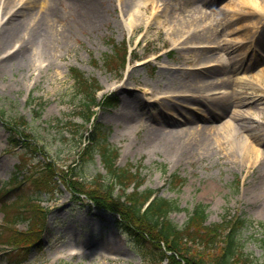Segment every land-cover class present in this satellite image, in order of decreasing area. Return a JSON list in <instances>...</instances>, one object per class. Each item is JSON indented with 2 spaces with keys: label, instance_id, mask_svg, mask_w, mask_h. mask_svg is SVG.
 <instances>
[{
  "label": "rangeland",
  "instance_id": "obj_1",
  "mask_svg": "<svg viewBox=\"0 0 264 264\" xmlns=\"http://www.w3.org/2000/svg\"><path fill=\"white\" fill-rule=\"evenodd\" d=\"M42 1L39 0L37 7L41 6ZM58 1L61 11L67 14L66 23L69 24L71 33L60 40H52L46 51H42L36 44L29 46L25 61L14 68L0 71V186L9 180L21 159L27 164L24 170L48 156L56 158L60 164L67 165L69 162L74 151L71 149L70 139H63L62 136L71 137L70 126L63 123L54 125V120L57 117L66 118L65 114L72 113L75 105L80 102V95L75 92L77 85L70 71L71 67H77L101 85L99 96L112 94L118 100L115 107L96 108L97 119L109 127L108 140L120 150L119 163L142 165L144 183L141 189L158 188L159 196L177 201L180 208L170 216L180 226L187 221L197 202L208 204V221H219L226 211L235 215L241 212L251 221L243 226L240 233L244 250L263 260L261 237L264 231L260 224L264 223V161L254 162L251 154L245 156L235 146L221 148L218 143L194 151L190 158H179L168 151L163 143H158L153 134L158 125L167 129H191L192 125L201 128L207 122L220 129L226 120L234 119L231 115L223 114L222 105L218 102L217 119L191 123L183 120L179 111L167 107L164 109L165 102L161 101L176 103L186 113L201 117L210 114L214 107L211 106L212 97L225 101L223 96L232 95L233 92L235 96L240 94L242 97L258 94L264 89V82L257 81L261 69H264V30L261 35L256 33L249 42L247 38L243 47L235 51L225 49L221 46L222 43L218 46L215 41L234 37L241 39L238 26L247 21L244 18L236 20L226 29L218 26L215 41L187 39L189 30L194 27L190 20L200 11L208 16L203 23L217 22L222 16V8L239 0H216L215 5L201 0H174L171 7L166 2L164 9L159 0V17L149 24L147 18L155 3L150 4L146 0ZM7 16L0 9V24ZM133 21L139 23L135 26V31H132ZM63 26L64 24L58 29ZM144 32L142 43L138 45L136 52L140 55L149 52L147 56L153 58L151 64L136 66L135 61H132L128 63L124 75L121 71L109 70L105 66L103 58L107 53L115 54V44L124 41L131 43V40ZM20 44V41H16L2 55L15 51ZM202 45L209 46L201 47ZM155 56L157 57L154 58ZM243 56L244 65L248 68L233 71L234 62ZM224 59L232 64L226 69L220 65ZM207 65L215 68V73L207 76V79L213 80L210 85L198 89L185 82L189 71L186 68L193 70ZM148 88L154 89V93L145 90ZM236 89L240 92L238 95ZM182 90H186L188 95L199 94L203 99L182 101L183 97L178 95ZM173 91H176L180 99L159 98L162 95H173ZM31 97L34 103L29 104ZM37 105L41 110V116L38 117L33 113L34 109H31L32 106L37 108ZM236 105L232 104V109L249 111L246 120L254 131L264 130V103H255L252 107ZM20 115H25L29 120L27 130L45 148L46 155L25 147L19 149L9 146L10 132L5 120ZM166 115L176 118L177 122L164 121ZM237 122L240 124L242 120ZM239 132L236 131L238 134ZM262 150L264 151V143ZM80 170L87 178H92L98 170L105 171L99 157L96 162L84 164ZM172 173L185 178L182 186L174 187L169 179ZM25 187L26 191L23 190V193L29 192L28 184ZM14 198L15 195L9 196L10 200ZM42 201L49 208L47 225L41 244L30 249L28 262L141 263L145 247L116 226V217L112 212L93 207L86 198L79 200L64 184L54 198L43 194ZM2 220L3 212L0 209V223ZM27 225L26 220L18 223L20 228H26ZM0 264H13L10 254L5 255L0 250Z\"/></svg>",
  "mask_w": 264,
  "mask_h": 264
},
{
  "label": "trees",
  "instance_id": "obj_2",
  "mask_svg": "<svg viewBox=\"0 0 264 264\" xmlns=\"http://www.w3.org/2000/svg\"><path fill=\"white\" fill-rule=\"evenodd\" d=\"M121 58L123 59V56ZM75 75L81 87L78 92L83 94V100L79 109L76 110V115L84 122H89L92 115L91 106L96 102L94 87L88 89L90 82L83 78L81 73ZM115 102L116 100L110 96L103 100L102 104L104 107L112 106ZM66 122L71 123L72 120ZM16 123L17 120L9 124L10 129L23 136H29L19 125V128L15 127ZM84 125V123L77 125L73 130L74 149L75 146L80 147L82 143L84 135L81 133V126ZM106 140L107 127L100 122L94 123L89 142L80 153L79 163L93 159L95 153L100 152L107 168L106 174L100 172L92 180H87L79 176L77 166H72L71 172L67 173L64 168L58 166L54 159L43 163L42 168L37 172L29 174L27 180L33 191L24 194L25 208L21 209V206H18L16 215L25 213L31 225L26 233L18 236L20 237L19 247L29 249L39 243L40 233L48 213L40 204L39 197L44 192L54 194L59 187V182L62 181L75 192L79 199L80 194H86L97 207L120 215L117 219L119 227L150 248L144 252L142 264H183V262L184 264H253V259L244 252L243 243L238 235L239 229L246 221L245 218L238 217L232 221L225 216L221 222L206 223V205L197 203L187 222L183 227H179L169 217V214L178 208L172 200L156 197L148 207L142 209L152 189L138 190L141 183L139 172L134 171L131 164L118 166L115 162L117 151L110 148ZM11 142L14 145L18 144L15 138H12ZM178 180L179 177L175 176L174 187L179 185ZM7 187V185L4 186V188ZM22 188L23 185L9 186L6 194L16 192L18 198L22 199L23 196L18 191ZM162 241L166 249L172 251L171 254L163 248Z\"/></svg>",
  "mask_w": 264,
  "mask_h": 264
},
{
  "label": "bare ground",
  "instance_id": "obj_3",
  "mask_svg": "<svg viewBox=\"0 0 264 264\" xmlns=\"http://www.w3.org/2000/svg\"><path fill=\"white\" fill-rule=\"evenodd\" d=\"M13 1L14 0H0V9L2 13L8 14L6 19L0 24V71L14 68L18 63L25 61L28 57L29 46L36 44L41 47L42 51H46L49 49L52 40H60L71 33V28L69 24L66 23L67 14L61 11L58 0H43L40 7H37L39 0ZM146 1L150 2V4L155 3L153 8H155L156 13L153 18L158 19L160 9L159 0ZM161 1L163 3L162 9H164L166 7V2L170 3L171 7L174 0ZM187 1L189 2L191 0ZM201 1L209 5H215L216 3V0ZM10 11L11 13L9 14ZM220 13L222 16L219 21L203 23L208 16L204 13L202 14L200 11L196 17L190 20V23L194 24V27L189 30L187 39L189 41L200 39L215 41L218 34V26H221L222 29H226L236 20L244 18L247 21L238 26V30H240V35L242 37L241 39L234 37L233 39L223 38L215 41L218 46L222 43L221 46L225 49L235 51L243 47L247 38V42H249V39L251 38L252 40V37L255 36L256 33L261 35V32L264 30V0H239L237 3L231 2L223 7ZM97 15H99V12H97ZM153 18L148 17L147 22L150 23ZM133 23L134 27L139 24L135 21H133ZM62 24H64V26L58 29ZM16 41L21 42L17 49L13 52L9 51L5 56L2 55L3 52L13 47ZM243 58L244 56L237 58L236 63L234 62L235 66L232 69L233 71L238 72L240 69L248 68L247 65H244ZM256 62H258V60H256ZM221 63L220 65L225 67H220L223 69L232 65L227 59H224ZM253 65L254 63L251 64V66ZM187 73L188 75L185 78V82L200 89L213 82V80L207 79V76H212L215 73V68L206 67L202 70H189ZM257 81L261 83L264 82V69H261V74L257 77ZM240 86H242V84H240ZM150 91L152 92L154 89ZM238 93L240 92L237 90L236 95H238ZM181 95L183 97L181 99L182 101L190 102L196 100L194 96L188 97L186 94ZM239 95L235 96L234 92L232 95H224L223 99L225 101L221 100L219 97H212L213 101L211 106L214 107H212L210 114L201 117L199 115H191L192 113H186L185 109L176 103L161 101L165 102L163 103L164 109L167 107L173 111H179L182 114L181 118L191 123H196L200 120L209 121L217 119L218 114L216 108L218 102L222 105L223 114H225V116L231 115L234 119L226 120L220 129H217L214 125H208L207 122H205L201 128L192 125L191 129H167L162 125H158L156 132L154 130L155 133L153 134V138H155L158 143H163L168 151L179 158L185 156L190 158L194 151L208 148L218 143L221 148L235 146V149H238L243 155L246 156L251 154L254 162H262L264 161V151L262 150L264 130L260 129L254 131L255 129L246 120L249 116V111L247 109H232L231 106L232 104H237L236 106L244 105L252 107L255 103H264V89L256 95H245L243 97ZM234 97H237V99H234ZM172 99L173 98H171V100ZM201 99L203 98L199 95L198 100L201 101ZM239 119L242 120L240 124L237 122ZM164 121L177 122V119L166 115ZM217 131L218 133H216ZM236 131H240L239 134L236 133ZM215 134H217V136H215ZM224 142L227 143L221 144Z\"/></svg>",
  "mask_w": 264,
  "mask_h": 264
}]
</instances>
